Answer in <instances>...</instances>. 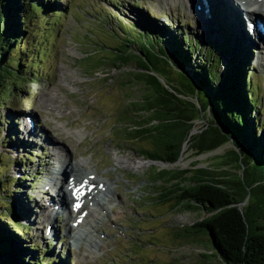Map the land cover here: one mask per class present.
<instances>
[{"label":"rangeland","instance_id":"rangeland-1","mask_svg":"<svg viewBox=\"0 0 264 264\" xmlns=\"http://www.w3.org/2000/svg\"><path fill=\"white\" fill-rule=\"evenodd\" d=\"M109 1L111 0H59L60 4H67L70 7L61 14L60 23L51 29L48 36L39 38V44L45 52L42 51L40 60L44 68L32 75L35 82L26 85L18 77L14 85L9 84L7 79L0 83L1 123L8 125L9 120L14 118L15 127L20 128L26 137L29 136L36 142L35 146L37 149L40 147L38 150L40 154L41 147L45 152L43 162L34 164L36 170L33 168L32 172L24 173L13 171L14 177L21 178L31 173L33 178L24 183L9 180L10 189L0 192V197L9 192L10 194L17 192L24 203L27 197L31 206L36 209L30 211L31 218L28 224L31 237L28 236L26 239L34 238L40 241V244H43L44 237L51 239L48 241L61 253L58 252L60 255H56V251H53L54 257L59 261L62 257L61 262L64 264H179L189 260L191 263L199 262L200 253L208 254L207 249L203 248L206 241L201 236L187 238L179 228L194 223L201 217L198 215H201L202 211L195 208L186 210L182 207L171 209L173 201L151 202L154 187L166 186L155 180L158 177L157 172L162 169L169 171L187 168L194 171L197 168L208 167L217 174L222 164L221 162L218 164L220 159L215 162L217 157L215 154L221 151L200 153L184 150L178 162L166 164L148 158V155L156 156L151 134L130 139L133 138V134L141 133L134 132L136 128L134 125L143 126L146 120L142 118L143 114L137 112L140 108L133 104V93H130L123 81V78L126 80L127 77L121 71L126 65L123 66L117 61L120 52H116L115 49L122 51L121 44L125 40L107 25H104L105 28L101 31L96 24L100 8L103 7L106 11L104 6ZM120 1L140 7L136 8L140 15L148 12L149 19L157 21V30L160 29L164 35H168L166 24H173L176 28L180 27L179 32L184 29L187 35L193 33L199 39H205L206 44L214 41L216 48L222 45L218 43L217 37L223 41L219 33L220 25L229 21L232 27L230 32L232 41L241 40L242 48H245L248 42L245 50L252 48V52L254 51L253 79L260 81L258 84L264 96V33L263 35L257 33L258 23L264 30V13L249 15L252 23L250 27L243 16L245 15L243 7L235 0ZM231 2L239 13L233 10L232 15L227 10H231ZM217 8L219 10L227 8L224 10L225 13L243 22L239 26L228 18L217 16ZM178 9L181 10L183 22L191 28L168 19V13L172 14ZM105 30L109 31L108 34ZM234 35L237 36L235 40ZM196 39L197 37H194L193 40ZM144 51L151 64L161 66L162 62L158 56L148 52L146 48ZM229 57L231 56L221 55L219 74L230 61ZM118 67L120 69H117ZM157 70L164 72L161 68ZM8 71L12 72L9 69ZM186 72L192 75L190 71ZM208 91L212 92L209 89ZM4 97L8 98L3 100ZM75 131L81 133V138ZM40 132L45 134V139L49 143H54L67 152L66 161L76 162L78 159L86 158L84 160H88V165L84 172L97 169V174L103 177L102 180L115 186L116 194L111 200V208L114 211L110 209L109 213L101 210L103 220L96 224L97 228L89 226L92 230L89 236L93 240V249H89L90 247L87 249L82 240L79 243L73 240L71 237L73 231L65 229L63 222L57 224L59 217L57 213L51 219L44 213L47 209L46 199L59 189L62 181L56 183L59 184L58 188L54 186L48 190L42 187L49 180L54 161L62 163L64 159L62 156L58 158L47 152L40 143ZM14 151L16 150L13 148L5 150L10 156L11 153L16 155ZM118 155L122 156L120 162H117ZM3 157L6 159L5 165L10 166L8 163L12 159L9 161L5 154ZM114 180L116 184L113 183ZM16 184L23 186L16 188ZM11 200L12 198L8 199L9 202ZM33 201L37 202V205L34 206ZM6 209L9 210V206L7 208L1 206L0 213ZM31 212L34 213V217ZM35 213H38L36 218ZM75 216L67 220L68 226L71 227ZM9 217L17 220L15 222L23 221L12 211ZM1 219L5 221L8 218L3 216ZM41 221L44 229L40 225ZM23 223L25 224L24 221ZM65 230L68 235L65 234ZM85 241L88 244L87 240ZM190 241L191 243H186ZM45 254L42 257H45Z\"/></svg>","mask_w":264,"mask_h":264},{"label":"trees","instance_id":"trees-1","mask_svg":"<svg viewBox=\"0 0 264 264\" xmlns=\"http://www.w3.org/2000/svg\"><path fill=\"white\" fill-rule=\"evenodd\" d=\"M214 6L211 8L212 10ZM69 7L67 4H60L59 0H0L1 84L3 80L7 79L9 84L14 85V81L18 77L23 83L35 82L32 75L44 68L40 63L44 48L39 44V38L48 36L51 29L60 23L61 14ZM104 8L106 11L101 7L100 13L96 17V24L100 30L104 28V25H107L110 30L122 35L126 42L135 44L140 43L136 31L142 30L144 36L152 41L149 48H143L149 52L157 50L165 56L172 54L171 58L175 63L173 64L184 71H190L192 77L196 79L189 80L198 85L202 97L207 94L208 89L212 91L214 97L210 102V109L214 112L220 127L229 133L237 145L251 154L249 162L254 178L250 182L252 184L260 182V186L263 187L264 96L261 94L258 84L260 81L253 79L255 75L252 71L254 69L252 48L247 49L248 51L245 50L248 47V42L246 41V47L242 48L241 40L232 41V37L230 38L232 27L229 21L220 25L219 33L222 35L223 41L217 37L218 43L222 45L216 48L214 41H209L206 44L205 39L201 40L193 33L187 35L184 29L179 32L180 27L176 28L173 24H166L168 35L162 34L160 29L157 30V21L149 19L148 12L145 11L141 15L136 12V8L140 7L128 5L120 0H111ZM216 10L217 16H222L223 19L228 18L221 10L218 8ZM168 15V19H171L173 23H182L187 28H191L190 25L183 22L180 9L172 14L168 13ZM194 37L197 39L193 40ZM233 39H237V36L234 35ZM43 53L45 52L43 51ZM221 55L231 57H229L230 61L225 64L223 72L219 74ZM118 60L121 64L124 62L122 58ZM148 62L146 61L149 65L139 62L137 66L145 68L149 66L154 70L159 68ZM8 69L12 72H9ZM124 79L125 77L123 81ZM7 98L4 97L3 100ZM202 102L206 104L207 99ZM144 117L146 118L145 124L148 126L141 128L139 125H134L136 126L134 132L141 133L133 134V138L130 139L151 134L150 138L156 156L148 155V158L166 163L175 162L179 144L173 134L169 130L161 129L162 125L152 127V115L146 116L145 114ZM13 121L14 118L10 119L8 125L0 121L1 193L10 189L9 180L14 179L17 183H24L32 177L31 173L25 174L21 178L14 177L13 171L32 172L34 169L36 170L34 164L43 162L44 159V149L41 147L40 154L38 151L40 147L36 148V142H33L29 136L26 137L20 128H16ZM150 125L152 128L148 129ZM208 140L202 135L196 145L202 148L207 147ZM9 148H14L16 155H14V160L12 159L9 163L10 166H7L3 154ZM253 152L257 154L256 158H254ZM245 163L248 162L245 161ZM157 174L155 182L164 183L166 186L154 187V196L151 202L169 203L173 201L171 209L182 207L186 210L195 208L202 211L201 215H198L201 217L194 223L183 225L179 229L186 234L187 238L201 236L206 241L203 248L207 249L208 254L200 253L199 262L191 263L189 260L179 262V264H264V226L261 227L255 222L252 211L250 212L247 207L244 213L251 223L250 229L247 231L242 216L237 206L234 205L241 200L240 193L236 188L230 186L226 188L211 171L204 168H197L194 171L190 169L175 171L162 169ZM17 185L19 184L15 185L16 188L23 186V184ZM9 198H12L10 202ZM0 199H2L0 207L7 208L9 206V210L25 222V224L23 221L19 223L11 219L8 209L0 213V220L3 216L8 218V220L0 222V244L2 243L0 245V264H64L61 262L63 261L62 257H60L61 261L54 257L53 251L56 250L52 242L44 239L43 244H40V241L34 238L26 239L28 236L31 237V229L28 224L31 218L30 211L36 209L31 206L27 197L24 203L17 192L11 194L9 192ZM33 205L35 206L37 203L33 201ZM254 234L257 235V238H254ZM258 235H262L263 238L259 239ZM186 243L189 244L191 241ZM44 253H46L45 257H42ZM48 254L50 255L48 256ZM60 254L56 251V255Z\"/></svg>","mask_w":264,"mask_h":264},{"label":"water","instance_id":"water-1","mask_svg":"<svg viewBox=\"0 0 264 264\" xmlns=\"http://www.w3.org/2000/svg\"><path fill=\"white\" fill-rule=\"evenodd\" d=\"M109 31L105 30V33ZM144 35L141 30H137L136 36L139 38V44L124 41L121 44L122 51L118 49H115V51L120 52L119 59L122 58L124 61L123 66L126 65V67L122 66L121 73L127 77V80L124 79V83L129 88L130 93H133V104H137L141 110L137 112L143 114L142 118L144 120L146 119L145 114L146 116L152 115V127L162 125L161 129L169 130L179 144L177 160L168 163L175 164L178 162L182 158L184 150L200 153L221 151L215 154L217 155L215 162L220 159L218 164L220 162L222 164V167L219 166L220 171L215 174L213 169L208 167H204V169L211 171L214 177H217L218 181H221L226 188L230 186L239 191L241 200L234 205L237 206L247 231L250 229L251 224L244 213L247 207L250 212L252 211L255 222L261 227L264 226V184L261 187L260 182L254 184L250 182L254 178L253 169H251V163L249 162L251 154L237 145L229 133L224 131L218 124L214 112L210 109V102L214 94L206 91L207 94L202 97L198 85L191 83L189 80L196 79L190 73L174 65L175 63L171 58L172 54L165 56L157 50L150 51L162 60L161 66L156 69H164V72L154 70L149 66L148 68L138 67L139 62L144 64L143 62L149 61L143 47L149 48L152 41ZM204 99H207L208 104L202 102ZM145 123L143 122V126H139L141 128L147 127L148 125ZM202 135L209 139L208 146L204 148L196 145ZM5 155L9 161L14 158L12 153L11 156L8 153H5ZM253 156L256 158L257 154L253 152ZM245 161L248 163H245ZM154 162H159V160ZM182 169L187 168L177 170ZM254 235V238H257V235ZM258 237L259 239L263 238L262 235H258Z\"/></svg>","mask_w":264,"mask_h":264},{"label":"bare ground","instance_id":"bare-ground-1","mask_svg":"<svg viewBox=\"0 0 264 264\" xmlns=\"http://www.w3.org/2000/svg\"><path fill=\"white\" fill-rule=\"evenodd\" d=\"M235 1L238 2L239 0ZM242 2L244 3L245 8H243V12L245 14L249 13V15L252 16L254 14L264 13V0H242ZM245 18L249 21L248 25L251 27L252 23L250 22L249 17L247 18L245 15ZM257 33L259 35H263L264 32L262 33L257 29ZM58 126L59 125H56V127ZM76 133L77 136L81 138V133H79V131H75V134ZM39 140L40 143L47 149V152L50 154L52 153L53 156H57L58 158L62 156L64 159L62 163L58 160L54 161L55 163L52 164L53 171H51L49 180L42 187L43 189L45 188L50 190L54 186L57 188L59 187V184H56L58 181L63 182L60 184L59 189L55 190V193L46 199L45 208L47 209H44V213L47 214L50 219L57 213V216H59L57 224L63 222L65 229L67 228V230L73 231L71 235L73 240L78 243L82 240L87 249L88 247H90L89 249H93V240L92 237L89 236V234L92 233V230L89 229V226L96 227V224L103 220L100 212L101 210L109 212L111 209L114 211L111 208V200L116 194L115 186L113 184L109 185L106 181H104V179L102 180L103 177L97 174V169L84 172V169L88 165V160H84L86 158L78 159L76 162L70 160L66 161L67 152L61 150L60 147L54 143H49L47 139H45V134L43 132H40ZM121 157L122 156L120 155L117 156V162L121 161ZM106 174L108 177V172ZM113 183L116 184V180H114ZM50 198H56V200L51 201ZM31 214L34 217V213L32 212ZM37 214L38 213H35V218ZM73 215L76 216L74 217L73 224L70 227V225L68 226L67 220L71 219ZM46 221L49 223L48 219H46ZM41 224L42 221L40 222V225ZM84 225H86L85 228H83ZM44 227L42 226V229H44ZM67 230H65L66 235H68ZM85 240H87L88 244H86Z\"/></svg>","mask_w":264,"mask_h":264}]
</instances>
